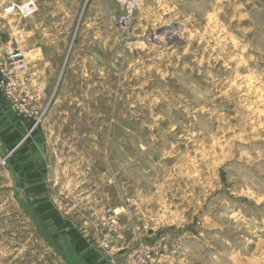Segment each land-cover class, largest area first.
Returning <instances> with one entry per match:
<instances>
[{
    "label": "rangeland",
    "instance_id": "rangeland-1",
    "mask_svg": "<svg viewBox=\"0 0 264 264\" xmlns=\"http://www.w3.org/2000/svg\"><path fill=\"white\" fill-rule=\"evenodd\" d=\"M24 1L0 52L46 87L0 148V264L83 263L52 211L115 264H264V0H80L51 37L65 0Z\"/></svg>",
    "mask_w": 264,
    "mask_h": 264
},
{
    "label": "built area",
    "instance_id": "built-area-1",
    "mask_svg": "<svg viewBox=\"0 0 264 264\" xmlns=\"http://www.w3.org/2000/svg\"><path fill=\"white\" fill-rule=\"evenodd\" d=\"M38 0H26L20 4L9 5L5 14H17L21 18H29L37 11ZM122 6L137 7L142 0H117ZM22 39L23 34L19 32ZM45 82L40 73L28 62L27 51L17 49L13 52H0V95L11 106L15 115L26 122H31V130L41 123V112L37 100L45 90Z\"/></svg>",
    "mask_w": 264,
    "mask_h": 264
},
{
    "label": "crops",
    "instance_id": "crops-1",
    "mask_svg": "<svg viewBox=\"0 0 264 264\" xmlns=\"http://www.w3.org/2000/svg\"><path fill=\"white\" fill-rule=\"evenodd\" d=\"M37 3V12L40 13L39 0ZM80 3V0H65L62 3L63 7L61 6L62 4L60 2L53 3L52 5L55 7L53 10L49 11V16L54 23L49 25V27L44 30L47 32L46 34L49 37L53 36L59 23L63 22V24H66L68 22L69 29L63 33L64 35L68 34L71 36L73 31L72 20L74 18L72 8L74 5ZM75 14L77 15V12H75ZM33 17L34 16L31 18ZM57 33L62 34V32ZM0 49L2 48L0 47ZM44 51V48L36 47L32 52H34V56L36 57L35 62L38 63V65H40L39 63H43V65L47 66L49 63L46 64L45 62V54H43ZM22 130V123L15 120L14 113L12 112L8 101L2 95H0V148L8 147L12 141L18 139L22 134ZM53 217H55L54 220ZM45 219L50 224L54 234H57L55 236L56 239H61L62 236L69 238L68 241L71 243V249L82 256V264H115L105 253L96 251L90 239L84 235L83 232L73 228L74 226L70 223V221L66 217L61 216L57 211L48 213Z\"/></svg>",
    "mask_w": 264,
    "mask_h": 264
},
{
    "label": "water",
    "instance_id": "water-1",
    "mask_svg": "<svg viewBox=\"0 0 264 264\" xmlns=\"http://www.w3.org/2000/svg\"><path fill=\"white\" fill-rule=\"evenodd\" d=\"M15 188H16V190H20V188L18 186H16Z\"/></svg>",
    "mask_w": 264,
    "mask_h": 264
},
{
    "label": "bare ground",
    "instance_id": "bare-ground-1",
    "mask_svg": "<svg viewBox=\"0 0 264 264\" xmlns=\"http://www.w3.org/2000/svg\"><path fill=\"white\" fill-rule=\"evenodd\" d=\"M170 38V37H169Z\"/></svg>",
    "mask_w": 264,
    "mask_h": 264
}]
</instances>
